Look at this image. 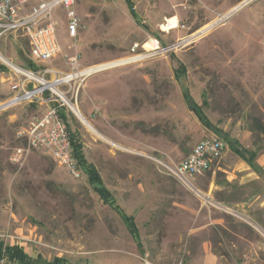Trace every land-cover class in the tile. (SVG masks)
I'll list each match as a JSON object with an SVG mask.
<instances>
[{
  "label": "rangeland",
  "instance_id": "1",
  "mask_svg": "<svg viewBox=\"0 0 264 264\" xmlns=\"http://www.w3.org/2000/svg\"><path fill=\"white\" fill-rule=\"evenodd\" d=\"M76 8V39L63 10L54 11L57 58L35 62L28 40L14 34L0 39V53L59 77L76 54L81 69L142 56L60 86L102 136L63 106L112 203L84 171L73 177L44 150L17 157L28 149L19 132L48 108L25 100L0 110V238L23 247L32 264H264V170L248 175L233 150L264 156V136L252 130L254 119L264 123V0H77ZM170 17L185 29L161 33ZM150 37L169 51L132 52ZM22 78L0 60V107ZM214 135L232 145L228 153L196 180L176 177L169 168Z\"/></svg>",
  "mask_w": 264,
  "mask_h": 264
},
{
  "label": "built area",
  "instance_id": "2",
  "mask_svg": "<svg viewBox=\"0 0 264 264\" xmlns=\"http://www.w3.org/2000/svg\"><path fill=\"white\" fill-rule=\"evenodd\" d=\"M76 5L77 0H0V39L13 34L23 36L29 42L31 56L35 62L51 61L62 52L57 33L59 22L54 17V11L56 9L63 10L67 34L70 38L76 39L81 25ZM180 28L185 29V26L179 19L172 22L171 17L165 18L160 27L163 34ZM140 48L150 55L164 54L170 49L164 47L159 39L153 37L143 44H135L132 52L137 53ZM69 62L72 68L71 73L63 74L60 77L54 70L31 71L18 66L21 71H16L9 64L4 63L13 69L20 78L24 77L12 87L15 96L8 103L15 105L21 104L25 100L37 99L48 105L46 112L41 117L33 118L30 126L19 132L18 137L27 141L28 149L17 148V157H23L31 149H41L47 152L60 166L65 167L73 177L80 178L83 170L74 156L67 123L60 114L63 106L67 105L70 108L63 96L69 101L71 100L66 93L60 90V86H68L72 89L73 83H77L79 79L88 78L92 74L73 77L84 69H81L79 64L78 54L69 57ZM27 73L41 81L30 78ZM47 73L53 74L52 80L46 79ZM67 77L71 79L66 81ZM34 81L39 85L28 89V82ZM54 82L59 83L55 87L59 92L52 88L51 85ZM229 149L230 144L223 137L218 135L207 137L196 143L191 153L179 164L169 169L179 179L196 180L210 172L218 160L228 153ZM0 264L15 263L7 256H3L0 258Z\"/></svg>",
  "mask_w": 264,
  "mask_h": 264
},
{
  "label": "trees",
  "instance_id": "3",
  "mask_svg": "<svg viewBox=\"0 0 264 264\" xmlns=\"http://www.w3.org/2000/svg\"><path fill=\"white\" fill-rule=\"evenodd\" d=\"M61 116L64 118V121L67 120V113L65 108L60 110ZM68 126V131L70 134L71 131L69 129L68 121H66ZM252 130L255 133H258L261 136H264V123L260 119H254V123L252 124ZM69 134V135H70ZM71 144L74 156L78 161L79 166L81 169L89 176V181L94 184L95 190L99 193V195L105 200V202L112 203V200H109V191L103 186L102 177L100 174L91 166H88L84 156L82 154L81 145L78 141L74 140V138L70 135ZM229 143V142H228ZM230 144V143H229ZM232 146V145H230ZM232 148V147H230ZM233 150L241 157L254 171L258 172L260 170V166L257 163L258 153L254 150H247L241 151L238 148H233ZM126 218V217H125ZM127 222L129 223V229L131 233L137 236L136 227L133 222L130 221L129 218H126ZM3 256H7L9 260L14 262L15 264H32L31 258L28 253L25 251L23 247L20 245H11L7 244L0 238V258ZM46 264H66L63 259L57 258L55 262H49Z\"/></svg>",
  "mask_w": 264,
  "mask_h": 264
},
{
  "label": "bare ground",
  "instance_id": "4",
  "mask_svg": "<svg viewBox=\"0 0 264 264\" xmlns=\"http://www.w3.org/2000/svg\"><path fill=\"white\" fill-rule=\"evenodd\" d=\"M176 18V17H175ZM175 18H172V22H176L178 19H175ZM214 28L213 24L212 25H209L207 27H205L204 29H202L201 31L197 32L196 34H194L192 37L194 38H199L201 37L202 35H205L207 33H209L212 29ZM0 60L6 62L7 64H9L14 70L16 71H21L18 66H16L15 64L11 63L10 60H8L7 58H5L1 53H0ZM142 60V56H134V57H131V58H127V59H122V60H117V61H113V62H109V63H105V64H101L100 66H97V67H93V68H88L87 69H84L82 70L80 73H78L77 75H72L73 77H76V76H83V75H89V74H93L95 72H100V71H103V70H108V69H112V68H116V67H119V66H123L125 64H130V63H133V62H137V61H140ZM28 76L30 78H34L38 81H41L39 78L37 77H34L32 76L31 74L27 73ZM92 76V75H91ZM71 77V76H69ZM71 79V78H70ZM66 79V81L70 80ZM59 84V83H56L54 82L52 86V88L54 90L56 85ZM57 92H59L58 90H56ZM64 100L68 103V105L70 106L71 110L75 113V115L79 118V120L90 130L93 132V134H96L97 136H100L102 137L98 131L92 126V124L89 122V120L83 115V113L81 112V110L79 109L78 106H76V104L74 105V103H71L68 99L65 98V96H63ZM7 105L4 104L3 106ZM2 106V107H3ZM99 137V138H100ZM108 141V140H107Z\"/></svg>",
  "mask_w": 264,
  "mask_h": 264
},
{
  "label": "crops",
  "instance_id": "5",
  "mask_svg": "<svg viewBox=\"0 0 264 264\" xmlns=\"http://www.w3.org/2000/svg\"><path fill=\"white\" fill-rule=\"evenodd\" d=\"M257 163L264 170V156L259 157ZM250 169H251L250 166L245 162L244 170L249 172V171H251ZM248 175L255 176V178H258L257 174L255 172H252V171L249 172Z\"/></svg>",
  "mask_w": 264,
  "mask_h": 264
},
{
  "label": "water",
  "instance_id": "6",
  "mask_svg": "<svg viewBox=\"0 0 264 264\" xmlns=\"http://www.w3.org/2000/svg\"><path fill=\"white\" fill-rule=\"evenodd\" d=\"M101 72V71H100ZM95 73H98V72H95ZM12 105V103H8L7 105H5V106H3V107H0V110H2V109H4V108H7V107H9V106H11Z\"/></svg>",
  "mask_w": 264,
  "mask_h": 264
}]
</instances>
